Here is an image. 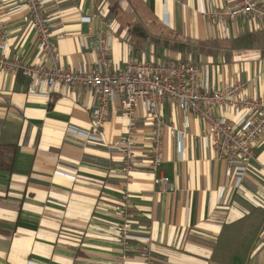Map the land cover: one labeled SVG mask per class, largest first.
<instances>
[{
	"label": "crops",
	"instance_id": "1",
	"mask_svg": "<svg viewBox=\"0 0 264 264\" xmlns=\"http://www.w3.org/2000/svg\"><path fill=\"white\" fill-rule=\"evenodd\" d=\"M17 0H0L11 7ZM62 67L91 71L88 44L107 33L111 64L189 61L201 84L222 89L252 83L264 96V22L210 17L237 0H43ZM264 3V0H260ZM122 20H130L131 24ZM2 53L44 63L25 6L3 16ZM123 97L115 95L108 122L91 134L94 89L58 87L32 92L27 78L0 72V264H121L124 247L115 226L133 219L123 264H264V137L249 165L230 164L212 150L197 116L166 103L162 164L154 182L149 150L152 122L139 102L134 172L122 171L116 148L128 130ZM216 117L238 124L233 109ZM121 208V209H119Z\"/></svg>",
	"mask_w": 264,
	"mask_h": 264
},
{
	"label": "built area",
	"instance_id": "2",
	"mask_svg": "<svg viewBox=\"0 0 264 264\" xmlns=\"http://www.w3.org/2000/svg\"><path fill=\"white\" fill-rule=\"evenodd\" d=\"M30 13L37 45L42 52L40 63L28 64L21 59H12L2 53L4 32L3 16L21 7ZM43 0H17L11 7L0 5V72L19 74L29 81L32 92L41 88L53 91L58 87H86L96 91L97 105L92 112L91 134L98 136L108 122V108L115 95L123 97L122 113L129 119L128 130L116 148L122 158V171L129 180L134 172L137 124L135 114L139 102H144L152 122V145L149 150L154 182L162 191L172 192L175 185L166 176H156L162 164L165 132L174 135L176 130L160 114L168 103L185 114L197 116L208 129L212 150L220 159L230 164L249 165L256 159L258 141L264 137V96L259 94L258 80L252 83V94L246 95L248 84L235 83L222 89H209L201 84L202 68L185 62H145L129 59L119 70L111 64L112 48L107 33H98L97 39L88 44V49L97 55L91 71L83 67H62L51 35V19L45 13ZM210 17L233 19L253 17L264 22V3L260 0H237L236 8L221 12L214 10ZM233 109L240 122L232 124L216 117V110ZM121 209V208H119ZM123 219L115 226L124 254L121 264L128 259L133 219L124 209ZM144 264H154L147 256Z\"/></svg>",
	"mask_w": 264,
	"mask_h": 264
},
{
	"label": "rangeland",
	"instance_id": "3",
	"mask_svg": "<svg viewBox=\"0 0 264 264\" xmlns=\"http://www.w3.org/2000/svg\"><path fill=\"white\" fill-rule=\"evenodd\" d=\"M118 0H113V3H112V5L115 3V2H117ZM122 21H124L125 23H128V24H131L132 23V21H130V20H122Z\"/></svg>",
	"mask_w": 264,
	"mask_h": 264
}]
</instances>
